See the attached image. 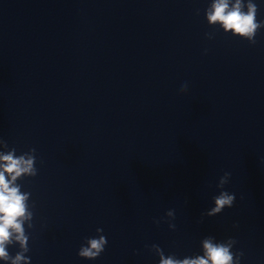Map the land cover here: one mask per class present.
Returning <instances> with one entry per match:
<instances>
[{
  "label": "clouds",
  "instance_id": "clouds-1",
  "mask_svg": "<svg viewBox=\"0 0 264 264\" xmlns=\"http://www.w3.org/2000/svg\"><path fill=\"white\" fill-rule=\"evenodd\" d=\"M214 11L209 14V21L215 23L219 21L225 30H231L233 33L247 37L249 42L255 43V36L258 29L264 28V21L256 20L257 4H248V12L241 11L240 0L233 6L232 10H228L227 0H217L213 4ZM187 86H182V91H186ZM14 151V150H13ZM36 150L30 149L28 153L14 158L13 153L10 152L5 155H0V160L5 163L2 165L3 171H0V261L5 264H30V258L25 255L29 252L28 237L25 235L22 227L23 220H31L33 213L26 208L25 201L29 193H21L18 186H11V181H15L18 176L28 174L35 177L38 173L35 167ZM27 156V159H25ZM5 173L11 176V181L6 179ZM229 172H225L219 178L217 187L223 189L229 182ZM214 206L211 207L203 216H216L224 211L226 208L233 207L235 203V194L222 190L218 195L212 197ZM168 218L174 219V210H168L166 213ZM155 223L159 224L157 220ZM175 224L169 223V228L175 229ZM97 233H101L103 229L97 228ZM13 232L16 233V240L20 244V251L13 256L6 245L11 243ZM107 239L103 235L98 237L86 238V244L82 245L78 251L79 257L88 260L98 258L105 250ZM236 240L228 238L225 241L217 242L214 237L208 236L202 239V255L186 256L184 258H177L175 255H168L165 257L163 250L157 246L152 245L151 249L155 250L159 256V264H241V257L244 255L242 251L234 252L233 247Z\"/></svg>",
  "mask_w": 264,
  "mask_h": 264
}]
</instances>
